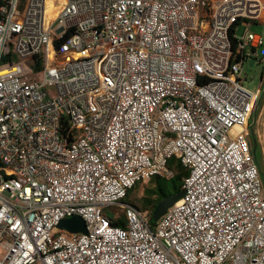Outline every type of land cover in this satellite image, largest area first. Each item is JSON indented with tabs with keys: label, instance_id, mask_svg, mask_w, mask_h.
<instances>
[{
	"label": "built area",
	"instance_id": "obj_1",
	"mask_svg": "<svg viewBox=\"0 0 264 264\" xmlns=\"http://www.w3.org/2000/svg\"><path fill=\"white\" fill-rule=\"evenodd\" d=\"M263 9L0 0V264H264L257 91L239 75L264 45L250 29ZM170 157L184 193L151 225L121 199L170 178ZM72 215L85 233L57 227Z\"/></svg>",
	"mask_w": 264,
	"mask_h": 264
},
{
	"label": "rangeland",
	"instance_id": "obj_2",
	"mask_svg": "<svg viewBox=\"0 0 264 264\" xmlns=\"http://www.w3.org/2000/svg\"><path fill=\"white\" fill-rule=\"evenodd\" d=\"M59 1L61 0H46V4H47V8L49 9V12L54 11ZM261 12L263 19L264 9ZM244 28H245V23L237 24L235 26V33L236 34L241 33L244 30ZM250 29L258 32L263 37L264 40V23L253 25L250 27ZM253 57L255 60L252 63V65H249V59L243 61L239 75L245 87H247L249 90L258 91L261 90V88L264 85V45L253 54ZM32 73L33 70L30 69L29 75ZM248 129H249V135H248L249 140L252 142V139L255 138L257 142V147L255 149L256 156L259 159L258 154L261 155L260 157L261 166L263 165L264 167V95L261 97V100L257 105L255 114L253 115V122H252L253 135H250V126L248 127ZM154 183L161 185L166 191H170L173 181L171 179H163V178L160 179L155 177V180L150 184H148L147 181L143 183H137L129 194L130 196L129 200L131 202H134V204L140 208V210L143 212L145 219H147L148 221L149 218H151V215L149 214L150 211L149 209H145V210L142 209L138 202V199L140 196H142L144 188L148 186H152L154 185ZM107 211L112 217L121 216V212L123 211L122 205L119 204L116 206L108 207Z\"/></svg>",
	"mask_w": 264,
	"mask_h": 264
},
{
	"label": "trees",
	"instance_id": "obj_3",
	"mask_svg": "<svg viewBox=\"0 0 264 264\" xmlns=\"http://www.w3.org/2000/svg\"><path fill=\"white\" fill-rule=\"evenodd\" d=\"M233 32V29H230V34ZM231 37V40H232V50L233 52L235 51V38L233 36H230ZM38 62H37V67H38ZM264 95V92L260 95L259 97V100H258V103L260 102L261 100V97ZM250 149H251V153L253 155V158H254V161L256 162L257 166H258V169H259V172L261 175L264 174L263 172V169H262V166H261V158H260V154H258L259 156V159L257 158L256 156V152H255V149L253 150V144L251 143L250 141ZM167 167L169 169L172 170L173 172V175L168 178V179H171L173 181L172 183V186H171V190L170 191H166L161 185H158L157 183H154V185L152 186H148V187H145L144 190H143V194L142 196L139 197L138 199V202L141 206L142 209H149V214L151 215L152 213V210L157 202V200H159L160 198L166 196V195H170V194H173L179 190L182 189V183H181V180L182 178L186 175V169L184 168V166L180 163V161L175 158V157H170L167 161ZM155 177L157 178H160L159 176H152L148 181L147 183L150 184L152 183L154 180H155ZM165 179V178H163ZM136 185V184H135ZM134 185V186H135ZM133 186V187H134ZM130 188L125 196L121 199L122 202L124 203H129L133 206H135L136 208H138L140 210V208L138 206H136L134 204V202H131L129 200V194H130V191L133 189ZM106 215L108 216V218L110 219L111 223L113 225H123L124 223V220H123V217H122V213H121V216H117V217H112L110 216L109 212H106ZM149 223L151 225H153L155 222L149 218Z\"/></svg>",
	"mask_w": 264,
	"mask_h": 264
},
{
	"label": "water",
	"instance_id": "obj_4",
	"mask_svg": "<svg viewBox=\"0 0 264 264\" xmlns=\"http://www.w3.org/2000/svg\"><path fill=\"white\" fill-rule=\"evenodd\" d=\"M253 63V59H251L249 61V65H252ZM264 92V85L261 88V90L257 91V97H256V101L254 103L253 106V110H252V120L250 117V121H249V126H250V135H253L252 133V122H253V115L255 114L257 105H258V100L260 95ZM253 144V150L257 147V142L255 140V138L252 139ZM259 170V169H258ZM261 181H264V174L261 175L259 172ZM184 190L181 189L173 194L170 195H166L164 197H162L160 200H158L152 210L151 213V218L152 220L155 222L159 219V217L172 205L174 204L177 200H179L181 198V196L183 195ZM58 228L60 229H64L67 230L69 232H82L85 233L86 232V226L85 223L83 221V219L81 218V216L79 215H72L70 217L61 219V221L58 223L57 225Z\"/></svg>",
	"mask_w": 264,
	"mask_h": 264
},
{
	"label": "crops",
	"instance_id": "obj_5",
	"mask_svg": "<svg viewBox=\"0 0 264 264\" xmlns=\"http://www.w3.org/2000/svg\"><path fill=\"white\" fill-rule=\"evenodd\" d=\"M262 1V3L264 4V0H261ZM262 23H264V18L262 19V12L260 13V16H259V18H258V20H256L254 23H253V25H256V24H262ZM252 25V26H253ZM251 59H253V62H254V57H252V58H250L249 59V61L251 60ZM260 157H261V155H260ZM261 162V161H260ZM262 169H263V172H264V167H263V165H262ZM262 187H263V191H264V181H262Z\"/></svg>",
	"mask_w": 264,
	"mask_h": 264
},
{
	"label": "bare ground",
	"instance_id": "obj_6",
	"mask_svg": "<svg viewBox=\"0 0 264 264\" xmlns=\"http://www.w3.org/2000/svg\"><path fill=\"white\" fill-rule=\"evenodd\" d=\"M263 6H264V4H263Z\"/></svg>",
	"mask_w": 264,
	"mask_h": 264
}]
</instances>
